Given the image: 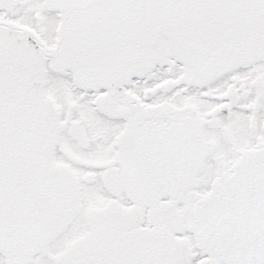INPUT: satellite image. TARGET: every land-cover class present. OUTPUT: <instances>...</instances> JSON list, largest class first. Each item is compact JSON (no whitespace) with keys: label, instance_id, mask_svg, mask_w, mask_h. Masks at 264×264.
Listing matches in <instances>:
<instances>
[{"label":"snow or ice","instance_id":"1","mask_svg":"<svg viewBox=\"0 0 264 264\" xmlns=\"http://www.w3.org/2000/svg\"><path fill=\"white\" fill-rule=\"evenodd\" d=\"M0 264H264V0H0Z\"/></svg>","mask_w":264,"mask_h":264}]
</instances>
